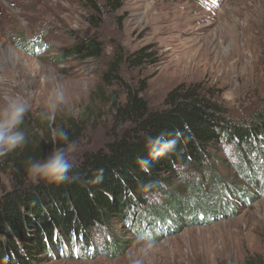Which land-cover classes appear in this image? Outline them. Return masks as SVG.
I'll use <instances>...</instances> for the list:
<instances>
[{
  "label": "rangeland",
  "instance_id": "obj_1",
  "mask_svg": "<svg viewBox=\"0 0 264 264\" xmlns=\"http://www.w3.org/2000/svg\"><path fill=\"white\" fill-rule=\"evenodd\" d=\"M93 1L98 11L81 0H0V103L21 95L31 104L21 126L27 143L0 156V196L15 184V161L36 146L42 148L30 160L66 147L74 164L103 148L113 129L129 126L115 125L113 106L125 103L126 85L141 80V96L152 110L183 86L216 101L234 124L248 126L264 112V0H117L116 8ZM92 38L100 43L99 58L65 56ZM35 40L45 49L32 50ZM142 47L154 52V64L132 67L124 60L120 80L102 79L116 53L125 59ZM53 84L64 88L67 103L47 120L42 112ZM54 129L66 131L68 140L54 142ZM241 150L235 140L212 146L207 164L181 170L173 180L177 193L186 196L190 189L198 200L201 187L215 207L211 216L194 219L183 206V215L167 220L150 214L152 208H135L132 223L120 217L108 228L124 237L121 250L107 246L96 228L86 254L48 253L36 264H264V181L242 172ZM167 193L153 194L148 204L163 209Z\"/></svg>",
  "mask_w": 264,
  "mask_h": 264
},
{
  "label": "trees",
  "instance_id": "obj_2",
  "mask_svg": "<svg viewBox=\"0 0 264 264\" xmlns=\"http://www.w3.org/2000/svg\"><path fill=\"white\" fill-rule=\"evenodd\" d=\"M81 1L98 11L93 0ZM106 2L112 8L118 4L117 0ZM29 44L32 50L45 49L36 40ZM64 54L95 59L101 56V46L92 38ZM124 60L132 67L156 62L154 52L147 47L125 59L116 53L102 79L120 80L117 74ZM144 90L143 80L134 88L126 85V101L113 106V118L115 125L128 122L129 126L120 132L113 129L111 140L103 148L85 152L79 162L71 163L68 181L26 183V163L41 146L27 150L26 157L15 161L11 167L15 184L0 196V264H36L48 253L82 256L92 247L89 234L96 228L103 229L107 246L117 252L124 237L111 234L108 228L120 217L132 223L135 208H152L150 214L167 220L183 215V206L194 219L198 213L211 216L215 207L207 204L201 187L195 192L198 200L190 189L186 196L177 193L173 180L181 170L207 164L211 159L209 148L223 142L235 140L236 148L242 146L238 152L242 172L264 181V112L254 115L248 126L234 124L224 117L216 101L195 87L183 86L168 91L161 108L152 110L141 96ZM251 156H255L254 163L248 161ZM163 189L168 190L163 209L148 204L150 196Z\"/></svg>",
  "mask_w": 264,
  "mask_h": 264
},
{
  "label": "clouds",
  "instance_id": "obj_3",
  "mask_svg": "<svg viewBox=\"0 0 264 264\" xmlns=\"http://www.w3.org/2000/svg\"><path fill=\"white\" fill-rule=\"evenodd\" d=\"M66 103L64 88L53 84L45 98L42 117L51 120ZM30 110V101L21 95L11 97L6 103H0V156L22 148L27 143V135L21 126ZM54 132V142L68 140V134L63 129H54ZM70 147L74 150L75 143H71ZM72 167L67 148L56 147L42 159L29 160L25 167V177L33 183L44 181L48 184H61L70 179L69 172Z\"/></svg>",
  "mask_w": 264,
  "mask_h": 264
}]
</instances>
